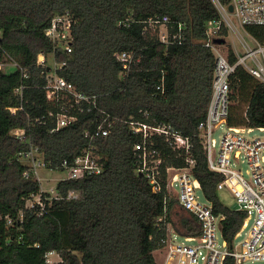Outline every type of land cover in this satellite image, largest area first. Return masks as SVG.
<instances>
[{
	"label": "trees",
	"instance_id": "obj_1",
	"mask_svg": "<svg viewBox=\"0 0 264 264\" xmlns=\"http://www.w3.org/2000/svg\"><path fill=\"white\" fill-rule=\"evenodd\" d=\"M220 2L231 4V0ZM64 15L75 22L69 57L45 35L52 20ZM162 16H169L171 32L185 26L183 44L166 45L158 34L145 32L150 19ZM220 18L213 0H0V59L7 53L29 74L22 80L19 70L0 71V264H45L49 251L59 252L66 264H157L154 252L166 246V223L182 236L200 235L194 216L183 214L182 227L175 226L177 200L166 190V169L185 168L188 158L196 162L192 172L205 200L216 215L226 217L222 235L234 249L246 215L221 202L217 185L223 177L209 169L199 129L207 118L216 61L204 45L206 29L209 21ZM244 30L264 44V26ZM223 35L227 36L226 29ZM118 52H133L140 58L124 79L115 59ZM41 54L66 60L60 75L77 91L98 100V109L78 114L76 124L52 134L50 124L31 122L56 109L46 101L43 75L49 68L37 64ZM229 55L235 63L232 49ZM162 79L163 92L158 89ZM22 81L28 87L24 110L12 116L7 108L19 105L14 90ZM231 91L228 125L264 128V83L238 67ZM239 101L247 104L241 115L233 104ZM102 116L114 119L115 126L109 137L91 143L85 131H93ZM129 121L171 126L190 140L187 153L174 149L165 136L153 137L163 160L158 192L137 173L133 148L140 138L131 132ZM15 128L26 130V141L10 135ZM92 144L103 157V172L59 182L57 192L64 199L55 200L42 217L26 210V200L41 186L24 178L28 165L19 154L39 147L55 170L63 171L59 168L63 161L73 163ZM70 191L79 193V198L66 200ZM164 215L166 222H159ZM224 264L236 262L227 257Z\"/></svg>",
	"mask_w": 264,
	"mask_h": 264
},
{
	"label": "built area",
	"instance_id": "obj_2",
	"mask_svg": "<svg viewBox=\"0 0 264 264\" xmlns=\"http://www.w3.org/2000/svg\"><path fill=\"white\" fill-rule=\"evenodd\" d=\"M221 18L211 20L207 24L204 45L209 48L215 57V68L213 73V92L208 109L206 120L201 123L200 137L208 156L209 169L222 175L223 180L217 185V191L228 190L237 200L239 207L236 211L245 213L246 218L242 229L236 235V240L245 232L249 220L255 213L254 224L250 231L245 233L244 240L234 249L228 247L222 235V221L224 215H216L212 204L199 200L198 191H201V184L193 175L192 169L195 160L188 158V166L185 168L166 169V190L173 197L171 188L179 186V192L175 195L177 206L194 216L199 224L200 235L183 236L184 243L177 242L180 235L170 222L166 223L167 240L163 264H224L227 257L235 259L236 264H264V136L249 138L248 135L258 130L264 133V128H251L249 126L231 127L228 125V118L231 106V83L238 67H242L251 76L264 83V44L252 39L255 47L244 43L245 53L239 55L234 52L236 62L230 61L229 52H224L225 45L215 44L216 39L224 38L223 31L227 33L235 28L232 18L236 19L242 27L264 26V0H231L234 7L233 13L229 12V6H224L220 0H213ZM232 17V18H231ZM74 20L68 16H56L50 27L45 31L46 37L53 43L56 50H61L69 57L73 53V26ZM169 16L155 17L149 20L145 32L158 34L159 40L166 45L183 44L185 26L180 25L175 32L169 29ZM159 27L161 30H159ZM164 29V30H163ZM2 31L0 30V37ZM52 56V55H49ZM48 56V57H49ZM48 57L39 55L37 64L49 69L44 73L46 101L56 109H50L47 114L37 117L31 121L39 126H48L49 133L74 125L79 121V115L98 109L97 96H88L76 90L73 84L69 83L59 72L67 66V61L56 62L54 69L48 65ZM54 58V56H52ZM115 59L121 63V77L124 79L131 72L132 68L140 62L133 52H118ZM16 69L21 72L22 80H27L29 74L18 60L2 54L0 59V71ZM28 87L22 83L15 88L18 106L8 107L7 110L12 116L24 110L25 90ZM164 91V79L158 88ZM73 110V111H72ZM147 116V115H146ZM94 125L93 131L86 130L84 136L93 143L97 138L110 136L116 121L109 116H102ZM131 132L140 140L135 143L133 151L137 158V173L145 177L155 192L161 190V179L163 175V160L152 139L154 136H165L166 140L174 149L185 150L187 153L191 148L188 138L167 125H149L146 122L129 121ZM224 130L220 143L214 135L217 130ZM24 128H15L10 135L18 141H26L27 134ZM19 158L26 161L28 168L23 176L25 179L34 180L40 183V192L32 195L26 200L25 208L36 217H42L48 213L53 202L64 199L58 192L57 186L46 190L42 186L44 178L41 173L44 170L51 172L55 165L47 161L40 153L39 147L31 146L30 150L19 154ZM103 157L92 144L85 148L74 159L73 163L65 160L61 163L60 169L65 172V177L59 180L77 181L91 176L100 175L103 172ZM245 163L248 166L245 178L239 166ZM66 200H76L79 193L70 191L65 197ZM167 208L165 209V211ZM159 222H166V215L158 218ZM173 230V232H172ZM218 230L221 232L220 244ZM38 246V245H36ZM163 248V249H164ZM45 264H66L62 255L57 251H49L44 256Z\"/></svg>",
	"mask_w": 264,
	"mask_h": 264
},
{
	"label": "rangeland",
	"instance_id": "obj_3",
	"mask_svg": "<svg viewBox=\"0 0 264 264\" xmlns=\"http://www.w3.org/2000/svg\"><path fill=\"white\" fill-rule=\"evenodd\" d=\"M232 18V17H231ZM233 23L235 25V28L231 31H229L227 33V36L224 37L226 39V45L222 47V50L224 52H229L230 49H232L234 52L238 53L239 55H243L245 53V48H244V43H247L249 46H251L252 48L255 47V44L253 42V38L244 30V27H242L240 25V23L232 18ZM159 30L160 27H159ZM164 30V29H163ZM48 65L50 68L54 69L56 66V62L54 60V58L52 56L48 57ZM13 69H11L10 71H12ZM235 106H237L238 110V114H242L243 112L246 111L247 108V104L245 102H234L233 103ZM225 131L224 130H217L214 137L217 140L218 143H220L221 141V137L223 135ZM260 136H264V133L259 132L258 130H255L253 133L249 134L248 137L249 138H256V137H260ZM239 169L242 171L243 175L245 176V178L249 179L250 176L247 174V170H248V166L245 163H242L239 166ZM41 177L44 178L45 180H43L42 182V186L46 189V190H50L51 188H54L58 185L59 180H61L62 178L65 177V172L63 171H49V170H44L41 173ZM172 192H173V198H175L176 194L179 192V186H173L171 188ZM219 197L221 202L227 206L228 208H230L231 210H237L239 207V204L237 202V200L234 198V196L231 194L230 191L228 190H223L221 192H218ZM198 195H199V200L202 203H206V200L202 194V191H198ZM184 217V215L180 212L179 209H176V214L173 216V221L175 226H178L179 228L182 227V218ZM256 215L255 213L252 215L251 219L249 220L248 226L245 230V232L242 233L241 237L238 238L236 240V245H240V243L244 240L245 238V233H248L252 227V225L254 224V219H255ZM175 230V229H173ZM172 230V232H173ZM221 232L220 230H218V239L220 244L222 243L221 240ZM177 236V242L178 243H184V238L182 235H178L176 233ZM160 251L156 253V260L159 264H163L164 262V256L166 253L165 248L163 249H159ZM199 264H204L203 261H200ZM251 264V263H249ZM254 264H261L259 262L254 263Z\"/></svg>",
	"mask_w": 264,
	"mask_h": 264
},
{
	"label": "water",
	"instance_id": "obj_4",
	"mask_svg": "<svg viewBox=\"0 0 264 264\" xmlns=\"http://www.w3.org/2000/svg\"><path fill=\"white\" fill-rule=\"evenodd\" d=\"M233 11H234V7H233V5H230L229 6V12L233 13ZM214 42L217 45H226V43H227L225 38L216 39Z\"/></svg>",
	"mask_w": 264,
	"mask_h": 264
},
{
	"label": "crops",
	"instance_id": "obj_5",
	"mask_svg": "<svg viewBox=\"0 0 264 264\" xmlns=\"http://www.w3.org/2000/svg\"><path fill=\"white\" fill-rule=\"evenodd\" d=\"M176 209H179L180 212H181L182 214L186 215V216L189 215L188 213H186L185 211H183L182 209H180L178 206L176 207ZM159 251H160V250H157V251L154 252L155 260H156V253L159 252ZM156 262H157V260H156ZM157 264H159V263L157 262Z\"/></svg>",
	"mask_w": 264,
	"mask_h": 264
}]
</instances>
